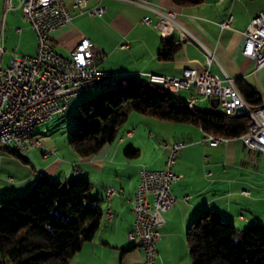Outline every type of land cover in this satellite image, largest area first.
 <instances>
[{
    "label": "crops",
    "instance_id": "0c3cea01",
    "mask_svg": "<svg viewBox=\"0 0 264 264\" xmlns=\"http://www.w3.org/2000/svg\"><path fill=\"white\" fill-rule=\"evenodd\" d=\"M63 2L72 18L52 31L50 38L61 55L69 56L88 38L95 46L99 69L143 81L149 73L179 77L186 67L200 72L206 56L211 55L209 71L214 76L222 83L227 77L234 83L244 81L264 102V66L256 69L254 59L241 53L243 32L264 8V0H203L186 7L174 5L172 0H88L83 9H74L73 0ZM14 3L15 8L6 10L5 0H0V32L6 48L3 60L9 51L33 55L37 49L35 32L18 2ZM99 6L104 8L101 16L88 14V9ZM167 10L175 13V23L164 35L156 23ZM228 15L231 25L223 28L220 23ZM144 17L150 22H142ZM162 38L179 44L169 60L158 56ZM174 94L186 103L194 100V106L221 113L219 104L213 107L210 98L198 95L193 88H181ZM148 126H156L158 131L146 132ZM205 135L194 124L170 123L131 111L119 127L118 137L88 157H79L71 148L63 150L65 145L49 148L39 157L40 140V147L31 148L21 158L31 165L29 172L18 163L19 155L13 157L0 149V201L26 193L39 177L87 180L103 216L94 237L81 245L68 264H144L140 245L126 237L133 223L131 198L139 170L164 169L168 149L163 143L185 141L171 165L181 176L171 185L175 203L159 215L156 264H191L186 229L204 209L217 212L222 221L243 230L260 222L257 203L264 202V183L254 180V173L264 170V153L247 149L240 138L212 146L201 141ZM107 189L113 191L110 196ZM108 208L109 218L105 215Z\"/></svg>",
    "mask_w": 264,
    "mask_h": 264
},
{
    "label": "trees",
    "instance_id": "16d2710c",
    "mask_svg": "<svg viewBox=\"0 0 264 264\" xmlns=\"http://www.w3.org/2000/svg\"><path fill=\"white\" fill-rule=\"evenodd\" d=\"M202 1L172 3L186 7ZM178 49L174 39L162 38L158 56L169 60ZM235 85L250 105L263 102L244 81ZM107 87L78 105L68 145L79 157L95 154L114 141L131 111L170 123L194 124L206 134L228 139L239 138L249 123L246 115L190 108L174 93L138 78L121 77ZM0 149L19 155L9 146ZM102 216L87 180L39 177L26 193L0 201V264H68L94 237ZM186 241L191 264H264V226L258 223L239 230L217 212L204 209L188 225Z\"/></svg>",
    "mask_w": 264,
    "mask_h": 264
},
{
    "label": "built area",
    "instance_id": "2783aa9c",
    "mask_svg": "<svg viewBox=\"0 0 264 264\" xmlns=\"http://www.w3.org/2000/svg\"><path fill=\"white\" fill-rule=\"evenodd\" d=\"M14 1L18 2L25 19L35 32L37 49L33 55L9 51L4 65L6 48L0 32V131H7V138H0V145L25 153L41 145L40 139L32 136V127L45 122L46 118L62 114L68 108L69 99L79 92L104 85L114 75L124 74L99 69L95 46L88 38L82 39L69 56L54 50L50 40L51 32L65 26L72 18L63 0H5V9L15 8ZM87 3L88 0H73L72 7L83 9ZM87 12L101 16L104 8L93 7ZM174 18L175 13L167 10L156 23L164 35L174 25ZM142 22L149 23L150 20L144 17ZM230 25L231 16L228 15L220 26L228 28ZM241 53L254 59L256 69L264 66V8L251 19L249 28L243 32ZM211 59V55L206 56L200 72L186 67L179 77L149 73L147 80L160 83L162 88L174 92L181 88H193L203 97H216L221 113L226 116H232L233 109H246L249 123L239 138L247 149L264 153V102L250 105L233 79L227 77L226 83H222L209 71ZM194 102L188 101L190 108ZM227 139L206 134L201 141L215 146ZM185 144L181 140L164 142L163 147L168 149L165 168L142 167L139 170V179L131 198L133 223L126 237L140 245L144 264H156V243L160 239L157 230L159 215L174 205L176 198L171 185L181 177L173 172L171 165ZM112 192V189L106 190L108 196ZM107 217H111L109 208Z\"/></svg>",
    "mask_w": 264,
    "mask_h": 264
},
{
    "label": "rangeland",
    "instance_id": "374dc122",
    "mask_svg": "<svg viewBox=\"0 0 264 264\" xmlns=\"http://www.w3.org/2000/svg\"><path fill=\"white\" fill-rule=\"evenodd\" d=\"M6 57L3 60V64H6ZM110 86V85H109ZM108 87H96V88H89L86 89L80 93H78L75 97L70 98L68 101V108L62 113V114H57L55 115L52 119L43 122L41 124H37L35 127V132L37 133V137L40 138V140L43 142L42 147H40L37 151L39 153V157H41L42 152H47L49 150V148L51 149H59L60 146H64V149H69L70 150V146L68 145V139L70 136V133L72 131L73 128V122L75 119V115L78 112V105L87 100H92L98 92H101L102 90L106 89ZM134 113V112H132ZM139 115V114H137ZM135 122V121H134ZM133 126L136 127L137 122L132 123ZM147 130H149V132L153 131L154 133L156 131H158V127H146L145 131L148 132ZM162 131L164 133L167 134V131H164L162 129L159 128V131ZM37 148V147H35ZM11 156H15V153L10 152ZM20 156V158H19ZM18 156V163L20 165H25V170L27 169L29 172L32 171L31 165H29L28 163H25L21 158H23V153H19ZM263 165H264V160L262 161ZM253 174H250L251 178H252ZM36 176V175H35ZM254 180L259 182V183H264V170L260 171V169H258L257 173H254ZM264 202H258L257 203V209L260 212L259 216H260V222L258 224H261L264 226ZM245 230V229H243Z\"/></svg>",
    "mask_w": 264,
    "mask_h": 264
},
{
    "label": "bare ground",
    "instance_id": "6f19581e",
    "mask_svg": "<svg viewBox=\"0 0 264 264\" xmlns=\"http://www.w3.org/2000/svg\"><path fill=\"white\" fill-rule=\"evenodd\" d=\"M121 77H129V76H127V75H114L113 78H112V80L107 81L106 84L100 85L98 87L105 86V85H108V84H110L112 82H115L117 79H119ZM147 82L161 87V84L160 83H154L151 80H147ZM168 91H170V90H168ZM170 92L175 93L174 91H170ZM187 105H188V107H190V105H189L188 102H187ZM240 115H246L247 116L246 109H233V111H232V117L233 116H240ZM50 119H52V118H46V121H48ZM35 127H36V125L34 127H32V136H37V134L35 132ZM0 138H7V131H0ZM105 215L107 217V211H106Z\"/></svg>",
    "mask_w": 264,
    "mask_h": 264
},
{
    "label": "water",
    "instance_id": "95a60500",
    "mask_svg": "<svg viewBox=\"0 0 264 264\" xmlns=\"http://www.w3.org/2000/svg\"><path fill=\"white\" fill-rule=\"evenodd\" d=\"M210 102H211V105H212L213 107H216V106L218 105V98H216V97H211V98H210Z\"/></svg>",
    "mask_w": 264,
    "mask_h": 264
}]
</instances>
